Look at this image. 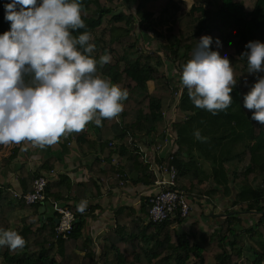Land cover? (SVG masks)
Returning a JSON list of instances; mask_svg holds the SVG:
<instances>
[{
    "label": "trees",
    "instance_id": "trees-1",
    "mask_svg": "<svg viewBox=\"0 0 264 264\" xmlns=\"http://www.w3.org/2000/svg\"><path fill=\"white\" fill-rule=\"evenodd\" d=\"M8 2L10 0H0V34L10 27V22L4 19V4ZM113 2L81 0L86 27L73 34L88 30L95 44L92 55L97 59L110 55L108 62L97 66L98 73L128 90L123 110L115 118L103 119L100 126L89 122L81 131L69 134L81 142L77 144L82 156L94 154L87 160L89 179L86 183L74 184L67 175L56 176L46 189L51 200L28 206L14 198L11 186L2 184L6 173L0 175V228L13 229L26 241L25 246L17 250L0 246V264H263L264 194H254V203L245 210L262 214L249 230V238L257 240V249H245L244 221L232 214L213 234L203 231L198 221L189 222L179 216L152 224L148 221L147 198L139 209L117 210L113 225L101 237L98 246L86 236L87 218L92 217L91 210L94 212L98 207L90 212L86 207L81 212L77 206L81 200H87L89 190L92 198H99L106 188H118L120 173L137 177L136 184L151 186L153 176L138 154V147L152 145L163 136L169 127L166 115L176 105L186 117L179 126L175 125L179 141L173 164L178 172L177 188L188 198L191 191L183 181L191 177V171L180 157L190 156L195 119L212 116L222 124L224 121L236 126L248 123L256 148L264 150V125L252 120V110L243 107V94L256 76L248 73L247 60L241 57L249 41L264 42V0H256L250 13L235 0H194L187 10L182 8L181 0H124L134 11L131 14L116 11L111 6ZM160 3L161 9H152ZM203 35L213 37L212 50L228 56L237 80L230 94L231 105L216 115L194 106L180 80L182 66L191 59ZM216 38L221 41L219 47ZM147 44H155L158 52L146 51ZM177 93L181 94L180 99ZM219 125L223 126L216 122L212 127L215 130ZM171 130L176 137L173 125ZM110 143L115 146L110 147ZM63 146L69 148L68 142ZM3 147L0 145V151ZM41 148L46 151L50 147ZM19 153L20 148H15L10 156L0 160V167L16 173L18 190L28 193L39 176L53 170L56 160L49 157L40 169L31 171L25 161H16ZM115 158L118 166L112 164ZM53 203L68 206L76 216L74 229L66 240L56 237L58 214ZM48 206L52 208L51 214L45 210Z\"/></svg>",
    "mask_w": 264,
    "mask_h": 264
},
{
    "label": "clouds",
    "instance_id": "clouds-1",
    "mask_svg": "<svg viewBox=\"0 0 264 264\" xmlns=\"http://www.w3.org/2000/svg\"><path fill=\"white\" fill-rule=\"evenodd\" d=\"M4 10L10 27L0 34V145L51 146L89 122L100 126L121 113L128 90L98 73L110 55H92L88 30L73 34L86 27L81 0H10ZM212 43L209 35L199 38L180 80L194 106L216 115L231 105L237 80L228 56L212 50ZM215 43L221 46L219 38ZM245 48L241 57L256 79L243 94V107L264 125V42L249 41ZM194 135L203 139L199 130ZM77 207L83 212L87 200ZM25 243L17 231L0 228V246L17 250Z\"/></svg>",
    "mask_w": 264,
    "mask_h": 264
},
{
    "label": "crops",
    "instance_id": "crops-1",
    "mask_svg": "<svg viewBox=\"0 0 264 264\" xmlns=\"http://www.w3.org/2000/svg\"><path fill=\"white\" fill-rule=\"evenodd\" d=\"M178 106L168 113V122L172 126L177 141L174 149L178 150V131L180 121L185 119ZM194 120L192 132V147L190 156H181L180 161L188 166L191 177L183 181L189 192L192 213L187 219L189 222L198 221L200 228L210 234L217 233L219 225L231 214L243 219V229L246 233L243 239L245 249L255 248L257 240L249 238V230L261 219L263 213L257 211H245L249 205L254 203V194H264V150H258L252 139L250 124H224L221 120L215 121L211 118ZM242 117V116H240ZM216 122L223 126H217L214 130L212 125ZM199 130L203 139H197L194 132ZM67 133L49 150L30 142L23 141L19 144L4 145L0 151V160L10 156L15 148H20L17 162L25 161L27 169L31 171L42 167L45 159L55 158L56 164L53 170L56 176L67 175L72 183H86L89 179L87 160L92 154L82 156L79 153V144L76 140L71 147L65 148L66 142L70 141ZM92 136V135H91ZM79 143V144H77ZM173 149V148H172ZM11 150V151H10ZM170 150V149H169ZM163 152V155H166ZM191 157V159L189 158ZM2 184L11 186L12 190H18V176L12 171H5L0 167V175H4ZM55 176V177H56ZM137 177L130 176V182L124 187L111 189L106 188L99 198H92L90 190L87 194L88 211L98 207L96 211L91 210L93 216L87 218L85 234L98 246L101 237L113 225V217L117 210L139 209L144 203L146 192L150 187L135 183ZM7 186V187H8ZM206 192H209L206 194ZM264 200V196L262 198ZM261 199V200H262ZM264 208V204L262 205ZM89 213V214H90ZM99 255V248H96Z\"/></svg>",
    "mask_w": 264,
    "mask_h": 264
},
{
    "label": "built area",
    "instance_id": "built-area-1",
    "mask_svg": "<svg viewBox=\"0 0 264 264\" xmlns=\"http://www.w3.org/2000/svg\"><path fill=\"white\" fill-rule=\"evenodd\" d=\"M181 94L177 93L180 99ZM177 105L172 109L175 110ZM169 123V122H168ZM174 134L171 126L163 133V136L156 140L152 145L138 147V154L148 165V170L152 174L153 183L146 192L148 205L150 207L148 221L152 224H161L172 217L179 216L188 219L192 213L191 203L187 194L177 188V169L173 164L176 150ZM68 146L71 147L76 142L74 136L70 137ZM114 147L115 143H110ZM173 148V149H172ZM170 149V150H169ZM166 155H163V152ZM112 164L118 166L117 159L112 160ZM56 173L51 170L43 176H39L33 183L32 191L28 193L13 191L14 198L23 202L25 205L34 206L50 201L46 189ZM119 187L124 188L129 182L130 177L126 173H120ZM55 212L58 214L59 223L56 225L57 239L66 240L71 235L76 223V216L68 206L53 203Z\"/></svg>",
    "mask_w": 264,
    "mask_h": 264
},
{
    "label": "rangeland",
    "instance_id": "rangeland-1",
    "mask_svg": "<svg viewBox=\"0 0 264 264\" xmlns=\"http://www.w3.org/2000/svg\"><path fill=\"white\" fill-rule=\"evenodd\" d=\"M181 2H182L181 3L182 8L184 10H187L194 3V0H181ZM235 2L241 3L244 6V8L246 9V12L250 13L253 11V9L255 7L256 0H235ZM162 3H164V2H162ZM162 3L158 4L157 6L153 7L152 9L158 11L159 9L162 8ZM111 6L113 9H115L116 11H119V12L124 11L127 14L134 13V11L129 6H127V4H126V2H124V0H114V2L111 4ZM157 42L162 43V40L161 41L157 40ZM154 45H151V44L145 45V50L151 54H156L158 51H156V46H154ZM171 71L174 72V69H171ZM166 119H168V115H166ZM11 153H12V151H11ZM189 202H190V199H189ZM191 208H192V206H191ZM45 210L47 211V214H51L50 212H51L52 208L50 206H48L47 209H45ZM211 264H214V263L211 262ZM263 264H264V262H263Z\"/></svg>",
    "mask_w": 264,
    "mask_h": 264
},
{
    "label": "water",
    "instance_id": "water-1",
    "mask_svg": "<svg viewBox=\"0 0 264 264\" xmlns=\"http://www.w3.org/2000/svg\"><path fill=\"white\" fill-rule=\"evenodd\" d=\"M55 223H56V225H58V223H59V220H58V219H56Z\"/></svg>",
    "mask_w": 264,
    "mask_h": 264
}]
</instances>
